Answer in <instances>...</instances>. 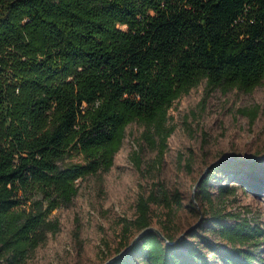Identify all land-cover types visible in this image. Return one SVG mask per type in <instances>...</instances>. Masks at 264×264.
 <instances>
[{
	"label": "trees",
	"instance_id": "trees-1",
	"mask_svg": "<svg viewBox=\"0 0 264 264\" xmlns=\"http://www.w3.org/2000/svg\"><path fill=\"white\" fill-rule=\"evenodd\" d=\"M203 80L223 93L264 80V0H0V264H24L58 231L51 213L72 202L76 179L110 170L130 123L144 127L158 167L175 129L168 110ZM241 112L253 123L255 110ZM234 167L240 185L264 194V154ZM215 181L217 200L236 192ZM211 185L203 176L195 200L228 245L214 250L228 264L259 262L241 246L264 243V230L244 218L224 223ZM152 205L170 217L182 199L160 181L140 192L134 219H120L117 253L127 249L109 264H210L165 223L167 241L149 230L129 246L151 226Z\"/></svg>",
	"mask_w": 264,
	"mask_h": 264
},
{
	"label": "rangeland",
	"instance_id": "rangeland-1",
	"mask_svg": "<svg viewBox=\"0 0 264 264\" xmlns=\"http://www.w3.org/2000/svg\"><path fill=\"white\" fill-rule=\"evenodd\" d=\"M242 110L256 111L253 123ZM168 119L175 129L158 167H153L157 150L142 143L144 127L139 122L130 123L110 170L75 180L77 195L68 206L50 215L58 223V231L49 232L24 264H103L113 258L119 248L120 219H134L138 195L149 191L155 181L162 182L170 192L178 191L182 207H174L168 217L165 208L152 205L151 226L159 231L160 224L165 223L177 240L199 243L210 264H228L214 250L228 245L208 226L211 214L204 211L207 204L202 209L195 200L196 184L203 176L211 175L209 190L224 223L244 218L264 230V194L240 185L237 177L241 170L234 167L244 165L248 156L264 154V80L249 92L226 93L220 89L207 92L203 80L173 102ZM135 153L140 167L133 158ZM215 178L222 179L223 184H234L236 192L217 200ZM194 232L207 236L209 244L200 243ZM241 248L260 256L254 264H264V243ZM132 260L142 264L136 258Z\"/></svg>",
	"mask_w": 264,
	"mask_h": 264
},
{
	"label": "water",
	"instance_id": "water-1",
	"mask_svg": "<svg viewBox=\"0 0 264 264\" xmlns=\"http://www.w3.org/2000/svg\"><path fill=\"white\" fill-rule=\"evenodd\" d=\"M198 184V183H197ZM197 184H196V186H197ZM155 231V232H157L160 236H161V238L162 239H164L165 241H167V239L162 235V233H160V231H158L156 228H154V227H152V226H149V227H147V228H145V229H143L142 231H140V232H138L135 236H134V238H133V240L131 241V243H130V245L129 246H131L143 233H145L146 231ZM127 249V248H126ZM126 249H124V250H122V251H120L119 253H117L113 258H111V259H108L107 261H105L103 264H109L111 261H113L116 257H118L120 254H122L123 252H125L126 251Z\"/></svg>",
	"mask_w": 264,
	"mask_h": 264
}]
</instances>
